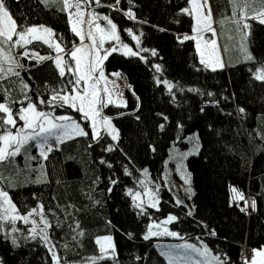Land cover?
I'll use <instances>...</instances> for the list:
<instances>
[{"label": "trees", "instance_id": "trees-1", "mask_svg": "<svg viewBox=\"0 0 264 264\" xmlns=\"http://www.w3.org/2000/svg\"><path fill=\"white\" fill-rule=\"evenodd\" d=\"M81 2L116 23L121 41L136 53L114 51L105 61L106 69L123 75L131 90L126 107L105 110L118 140L105 132L94 136L85 115L59 99L73 91L69 81L76 79L71 51L80 39L69 10L43 0H5L17 30L49 27L67 63L61 76L58 52L43 40L13 48L10 62L0 61V103L12 109L16 120L14 127L0 128V135L17 131L23 122L20 109L29 102L54 119L79 121L87 135L62 141L46 157L34 140L26 143L16 156L0 162V190L20 214L42 208L60 264H169L160 243L184 242L207 246L222 264H245L246 252L264 246V103L257 111L248 102L253 89L264 91V81L256 78L264 69V24L247 20L253 59L213 70L201 63L192 12L183 11H191V0ZM210 2L218 30L238 19L231 0ZM37 55L52 59L38 61ZM195 132L201 145L188 158L195 189L188 207L175 201L163 172L170 147L188 146L187 137ZM145 169L160 197L155 208L138 207L132 195L144 190ZM234 188L248 202L235 199ZM170 214L176 217L170 228L178 235L145 239L149 224ZM0 217H5L0 219L1 264H55L42 238L35 234L33 239L31 224L6 217L1 200ZM108 235L115 244L112 256L97 243Z\"/></svg>", "mask_w": 264, "mask_h": 264}, {"label": "rangeland", "instance_id": "rangeland-1", "mask_svg": "<svg viewBox=\"0 0 264 264\" xmlns=\"http://www.w3.org/2000/svg\"><path fill=\"white\" fill-rule=\"evenodd\" d=\"M43 2L47 5L57 6L60 8L62 6H64L62 0H47V2H45V0H43ZM69 3H71L73 5L72 8H69V9L67 8L69 10V14L71 13V16L69 15L71 27L73 28V23H75L77 30L82 31V33L85 37L84 40L81 41L80 36H79L80 42L73 48L71 53L76 48H80L81 45H83L84 51L77 53V55L83 56L86 51L91 49V56L89 58L94 61L95 57L97 55L95 48L100 49V52H99L100 56H104L105 53H108L107 57L112 52H114V51H112V49H116L115 51L125 53V54H129L130 52L131 53L133 52V49L129 44L123 43L121 41L119 29H118L116 23H114L111 19H109V20H111L112 23H114L116 25L115 31L119 37L118 40L111 39L107 35V33L111 31V26L108 24L107 20L103 19V17H105V16L102 13H100L96 10H92L90 12V8L86 5H84L79 0H69ZM77 4H79L80 11L83 13V17H82L83 22H81V17L76 15L77 8L75 7V5H77ZM260 7H261V5L259 3L251 5L248 9L249 15L251 13H253V11H252L253 8L259 10ZM93 14H95V16ZM241 15L242 14L239 12V9H237V15L236 16H238V19H240ZM247 23H248V21H247ZM97 25H99V27L101 29L105 30V33H104L105 38H104L102 43L100 42L101 34L97 31ZM40 26H43L44 28L50 29L49 27H47L45 25H35V27H37V28H39ZM211 27H212V29L215 30L214 33L211 31H205L204 30V31H199V32L197 31L195 34H192V38L194 37L193 39L197 42V45L199 44L198 51L200 52V54L202 51H205V53H206L207 45H210V42L212 40H215L216 45H217V49H216V56L213 57V59L218 57L221 64H223V65H224V63L231 64V63H236V61H239V60H248V59H245L246 53L242 49V43H243V45L246 46L248 53L251 54V51H250L249 45H248V41H247V37L246 38L244 37V33L245 32L248 33V29H243L242 26H238L233 21L232 23H229V24L225 25L224 27H222V29L217 30L218 26L215 22H213V19H212ZM89 31H91L93 34L96 35L97 43L95 46H93V42H92L91 37L88 36ZM41 34H43V33H41ZM208 34H211L213 36V38H209L207 36ZM44 35H46V34H44ZM49 39H50L51 43H53V44L58 43L54 37V33ZM14 42L15 41H10L7 44L0 45V61H5L7 63L11 61V59H12L11 50L13 48L20 46V45H16ZM57 56L61 57L62 63L66 69L67 59L61 53H58ZM7 57H11V59L9 60ZM205 58H207V54H205ZM106 59H104L101 63V67L103 69V74H104V79H99V83H95V81L99 78V72L97 71L96 73L93 74V80L92 81H89L88 83H85L84 81H82L76 90L83 93V90L85 88H88L90 85H94L97 93L101 97V103L96 105V110L98 111L99 114L95 117V123L97 126L95 130L92 127L93 119H92L91 114L86 118L89 120V123L92 127V132H93L94 136H97L95 134L96 132H98L99 135L102 132H105L108 135H110L112 137V139H113V136L115 135L117 138L113 139V140L116 141V140H118V137H119V131H118L116 125L114 124L112 116L107 114L105 112V110L110 105H115V106H119V107H126L128 105V97H129V93L131 92V90H130L128 83L126 82V80L123 78V76L119 72L109 71L106 69V67H105ZM74 62L76 64L75 59H74ZM1 64H3V63H0V66H1ZM208 67L213 68L212 66H208ZM214 67L219 68L220 66L214 65ZM73 71L75 72V66H74ZM116 74H118V75H116ZM76 75H78V73H76ZM104 89H107V91H104ZM252 93L253 94L250 97H248L249 98V101H248L249 105L251 107H253V109L257 108L256 109L257 111L262 110L263 104H261V103H264V91H259V90L253 89ZM63 95H75V91L73 89L72 92H68V93L62 94L60 96H63ZM259 101H261V102L259 103ZM67 104L70 105V103H67ZM75 108H79L78 103H77V107H75ZM82 113L84 114V112H82ZM57 118H59V117H57ZM105 118H108L110 120L111 127H108L107 125H105L103 123ZM73 121L76 122L77 124H79L80 128L84 132H86L83 124L77 120H74L72 118L69 121H60L58 119H55V122H57V123H69L70 124ZM23 124H24V122H22V124L17 128V131H19V129L21 127H23ZM25 131L27 132L30 130L26 129ZM16 132H13V134H15ZM57 134L59 135V133H57ZM76 136H79V135L73 133L71 137H63L62 140H57L55 136H51L48 138V143L52 146V149H53V148L58 147L62 141L76 137ZM34 141L37 143V146H38V149L40 152L41 151L40 150V143L42 141H39V140H34ZM187 142H188V146H181L179 144H173L170 147L169 153H168L167 158L165 160V170L163 172V178H164V181H165L168 189L174 195L175 201L178 204H183V205L190 207L195 189H194L192 173H191V170L189 169V166H188V158L199 152L201 142H200V138H199L198 133L195 132V133L188 135ZM45 150H47V145L45 146ZM49 152H47V155ZM142 172H143V176L145 177V180L143 181L144 190L140 191V192H135L132 194L134 199H135L134 200L135 204L138 207H143L146 205L151 206L152 203H156V205H157L156 207H158L160 197L157 194L155 188L151 185V182L148 181L149 171L147 169H145ZM137 193H139V196H137ZM233 196L235 199L240 200L241 199L240 198L241 197L240 191H238L237 189L234 188L233 189ZM8 198L10 199L9 196H8ZM0 200H1V206L3 209V213L5 214L6 217H9V218L12 216L27 217V222L31 224L32 230L35 229V234H37L39 237L42 238V240L46 243L47 247L51 251L52 255H53V252L56 253L55 247H54V245H53V243L49 237L48 221L43 216L42 208L40 206L38 208L33 209L28 214H20L17 211L16 206H15L16 210L13 212L10 208H8L7 204H3V198H0ZM11 203L13 204L12 201H11ZM5 209H7V212L5 211ZM169 216H174V215L170 214L160 221L151 222L147 228L145 236H149L150 230L152 232H159L161 234L151 235L149 237L172 236V235L163 234L165 228L169 232H173L170 228L171 222L165 223ZM17 220H22L25 222V220H23V219L17 218ZM45 221L47 223H45ZM45 235L47 236V240L44 239ZM106 237H111V246H109L108 242L105 241L104 238H106ZM97 240L101 241V243H98L100 248H101V244H103L104 248L106 249V251L103 252L104 255L112 256L115 253V244H114V239L112 236H110V235L100 236L97 238ZM184 244L195 245L197 248H199L201 250V252H203V250L206 247L208 249V253L205 256V255H201L199 252H194L191 249L178 247V246H182ZM169 246H171V245H168L166 243H160V247H159V249L164 254L168 263H169V257H172L175 261V264H197V262H199V264H218V261L216 259H214V257L219 258V256L216 255L215 253H213L207 246H198V245L193 244L191 242H184L182 244L174 245L171 247H169ZM253 250L245 253V255H244L245 264H251V261H252L253 255H254ZM255 250H264V246L261 248H255ZM56 257L58 258L57 253H56ZM260 259H261L260 257H257L258 262L260 261ZM54 261H55V264H57V260L54 259ZM219 261L222 262V260L220 258H219ZM115 264H118V263H115Z\"/></svg>", "mask_w": 264, "mask_h": 264}, {"label": "snow or ice", "instance_id": "snow-or-ice-1", "mask_svg": "<svg viewBox=\"0 0 264 264\" xmlns=\"http://www.w3.org/2000/svg\"><path fill=\"white\" fill-rule=\"evenodd\" d=\"M47 2V0H45ZM65 8H72L73 5L69 3V0H62ZM98 2V0H97ZM117 3H119V0H117ZM232 3V11H233V17L237 15V9H239V12L242 14L240 19L235 20L234 22L238 26H242L243 29H249L250 25L247 23L248 19H254L259 21L261 24H264V7H261L259 10L253 8V15L249 16V7L251 5H254L256 3L261 4L264 6V0H231ZM192 10L190 11L188 8H185L183 11L186 13L191 14L192 11L196 13V22H197V31H211L214 33V29L211 27L212 23V17H211V7L208 4V0H203V3H199L198 0H192ZM77 8L76 15L81 17V22L83 13L80 11L79 4L75 5ZM207 9V15L204 14L203 9ZM71 16V13L69 14ZM95 16V14H93ZM129 17H132V13H128ZM103 19L108 21V24L111 26V31L107 33V35L114 40H118L119 37L116 34V25L112 23L111 20L107 16L103 17ZM72 30L80 36L81 41L84 40V35L82 31L77 30L76 24L73 23ZM97 31L101 34L100 42L102 43L105 38V30L101 29L99 25H97ZM43 33V34H41ZM46 34V35H44ZM53 35V32L51 29L44 28L43 26H40L39 28L32 26V27H22L21 30H17V24L16 21L13 19L10 11L5 5V0H0V45L7 44L10 41H13V37L16 36L18 39L15 40L16 45L24 46L26 44L32 43L33 40H43L45 43H49L50 46L55 47L56 51L59 53L62 51L60 48V45L58 43H51L50 37ZM248 35L247 32L244 33V37L246 38ZM88 36L91 37L93 46L96 45L97 39L96 35L93 34L91 31H89ZM188 39L189 37H185ZM194 38V37H193ZM137 42H139V38L137 37ZM199 47V44L197 45ZM126 47V46H125ZM216 41L212 40L210 42V45H207L206 53L205 51L201 52V63L206 64L207 66H212L213 70H215L214 65H218L220 67H223V64L220 63L219 58L216 57L213 59V57L216 56ZM242 49L246 53L245 59H253L250 53H248L246 46L242 43ZM116 49H112V51H115ZM84 51V46L81 45L80 48H76L72 53L71 56L75 59V72L78 73L76 75V79L74 81H69L70 84L73 85V89L75 91V95H63L59 96H53L52 101H49V103L56 101L57 97L59 96V99L63 101L64 103H70L72 107H77V103L79 104L78 110L81 112H84L85 117H88L90 114L93 119L92 127L95 130L96 129V123H95V117L99 114L96 110V105L101 103V97L97 93L94 85H90L88 88H85L83 90V93L76 90L78 86L81 84L82 81L85 83H88L89 81L93 80V74L97 71L99 72V78L95 81V83H99V79H104L103 69L101 67V63L104 59L107 58V54L105 53L104 56H100L99 48H95V51L97 53L95 60L93 61L89 57L91 56V49L86 51L83 56H78L77 53H80ZM132 55H135L136 53H131ZM155 54V53H153ZM205 54H207V58H205ZM24 55L27 56L28 53L24 52ZM9 60L11 57H7ZM38 61L46 60V59H52V57H41L36 56ZM55 64L59 69V74L61 76L65 75V66L62 63L61 57L57 56L55 58ZM159 68V66H157ZM3 69L0 68V72H2ZM11 71V69H9ZM16 75H19L16 73ZM118 75V74H116ZM257 79L264 81V69H261V71L256 76ZM172 86L169 85V88ZM104 91H107V89H104ZM44 101H41L43 103ZM243 111V109H241ZM0 113L5 114L4 116H0V128H4L6 125L8 126H15L16 120L13 117L12 109L6 104V103H0ZM19 119L24 122L23 127L19 129L15 134L12 133L11 129H8L5 131L2 135H0V162L7 161L10 157L16 156L23 145L28 143L30 140H39L42 141L40 143V154L42 156H47V152L52 151V146L48 143V138L51 136H55L57 140H62L63 137H71L73 133L77 135H87L86 132H84L79 124L76 122L72 123H57L55 122V119H58L60 121H69L70 117L61 116L59 118H53L48 113L38 111L36 109V105L29 102L26 108H21L19 112ZM103 123L107 125L108 127H111L110 120L108 118H105ZM162 127V126H161ZM30 131H25V130ZM59 133V135L57 134ZM97 136L99 135L98 132L95 133ZM117 137L114 135L113 139H116ZM47 145V150H45V146ZM111 151V148L108 149ZM2 178V177H0ZM137 196H139V193H137ZM0 198H3V204H7L8 208H10L13 212L16 210L15 205L11 203V200L8 198V194L6 192H3L0 190ZM243 199V197H240ZM153 208H155L157 205L156 203H152L151 205ZM254 206V202H253ZM7 212V209H5ZM5 217H0V219H4ZM12 220H15L17 218L25 220L27 222V217L21 216L16 217L12 216L10 217ZM176 220L175 216H169L167 218L168 222H172ZM45 223H47L45 221ZM33 239H35V229H33ZM82 235V233H80ZM161 233L159 232H152L149 231V236L151 235H159ZM167 235L176 236L178 233L176 232H169L166 228L164 229V233ZM149 236H145V239H148ZM44 239L47 240V236H44ZM106 242H108L109 246H111V237L104 238ZM97 243H101L100 240H97ZM186 249H191L194 252H199L201 255H207L208 249L205 247L203 252L199 248H197L195 245L192 244H184L182 246ZM106 249L104 248L103 244H101V252H105ZM254 255L251 261V264H264V250H253ZM257 257H260V261H257ZM53 258L57 260V264H59V260L56 257V253L53 252ZM103 258V257H101ZM218 261V264H222L221 261H219L218 257H214ZM169 264H175V261L172 257H169ZM199 264V262H197Z\"/></svg>", "mask_w": 264, "mask_h": 264}, {"label": "crops", "instance_id": "crops-1", "mask_svg": "<svg viewBox=\"0 0 264 264\" xmlns=\"http://www.w3.org/2000/svg\"><path fill=\"white\" fill-rule=\"evenodd\" d=\"M198 2L199 3H203V0H198ZM208 4H209V6L211 7V16H212V19H213V22H215L216 23V21H215V17H214V14H213V9H212V5H211V2H210V0H208ZM192 7H193V5H192V0H191V2H190V8H191V10H192ZM69 9V8H68ZM203 11H204V14L205 15H207V9L205 8V9H203ZM192 14H193V17H194V28H193V34H195L196 32H197V22H196V13L194 12V11H192ZM222 26H224L223 24L220 26V27H222ZM217 30H218V28H217ZM205 31H207V30H205ZM209 38H213V36L211 35V34H208L207 35ZM196 42V41H195ZM196 46H197V42H196ZM197 51H198V46H197ZM198 53H199V56H200V59H201V54H200V52L198 51ZM206 65V64H205ZM207 66V65H206ZM225 66V63H224V65H223V67ZM209 68H211V67H209ZM220 68V67H219Z\"/></svg>", "mask_w": 264, "mask_h": 264}, {"label": "built area", "instance_id": "built-area-1", "mask_svg": "<svg viewBox=\"0 0 264 264\" xmlns=\"http://www.w3.org/2000/svg\"><path fill=\"white\" fill-rule=\"evenodd\" d=\"M79 1H81V0H79ZM74 10V9H73ZM180 38L181 39H184V36H180ZM123 76V75H122ZM123 78H125L124 76H123ZM242 197H243V200L244 201H246V202H248V198H247V196L246 195H242ZM245 255V254H244Z\"/></svg>", "mask_w": 264, "mask_h": 264}]
</instances>
